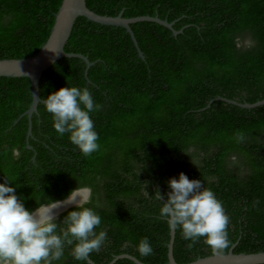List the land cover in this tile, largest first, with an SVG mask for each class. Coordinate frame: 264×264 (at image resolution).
Returning <instances> with one entry per match:
<instances>
[{
  "label": "trees",
  "instance_id": "1",
  "mask_svg": "<svg viewBox=\"0 0 264 264\" xmlns=\"http://www.w3.org/2000/svg\"><path fill=\"white\" fill-rule=\"evenodd\" d=\"M61 3L0 0V58L37 52ZM86 3L100 14L157 15L172 28L150 20L131 23L141 56L123 26L76 19L65 50L94 63L87 68L82 58L64 56L43 72L39 88L42 99L61 87L88 88L102 106L90 113L100 147L88 156L69 133L55 130L42 102L27 139L29 120L22 114L31 104L30 79L0 76V183L8 178L31 211L38 202L89 187L85 207L101 218L97 234L107 232L100 251L87 260L74 259L66 246L53 264H138L116 257L125 253L147 264H168L170 226L160 216L161 202L150 197L159 188L166 201L168 181L181 172L201 180L222 202L230 218L229 248L264 250V104L248 108L222 99H264V0ZM73 210L76 205L56 218L59 228ZM145 237L153 253L141 256L138 244ZM211 253L203 237L192 242L175 229L177 262Z\"/></svg>",
  "mask_w": 264,
  "mask_h": 264
},
{
  "label": "clouds",
  "instance_id": "2",
  "mask_svg": "<svg viewBox=\"0 0 264 264\" xmlns=\"http://www.w3.org/2000/svg\"><path fill=\"white\" fill-rule=\"evenodd\" d=\"M41 102L52 114L55 130L61 136L69 133L70 141L85 156L99 149L90 113L102 106L94 103L88 88L61 87ZM236 139L242 142L245 137L237 133ZM8 181L7 178L0 183V264H53L64 255L66 246H72L71 254L78 261L100 251L107 232L97 234L95 229L101 218L92 208L85 207L91 200L89 187H77L67 197L51 203L38 202L39 206L31 211ZM168 186L171 190L166 201L159 188L150 197L161 202L160 216L171 228L181 229L184 239L197 242L203 237L214 256H223L230 246L227 232L230 218L222 202L201 180H190L183 172L178 179L170 178ZM144 195L150 196L147 190ZM70 204H75L76 210L64 218L66 227L59 228L56 218L71 206L59 213L53 210ZM137 250L141 256L153 253L146 237L139 241Z\"/></svg>",
  "mask_w": 264,
  "mask_h": 264
},
{
  "label": "water",
  "instance_id": "3",
  "mask_svg": "<svg viewBox=\"0 0 264 264\" xmlns=\"http://www.w3.org/2000/svg\"><path fill=\"white\" fill-rule=\"evenodd\" d=\"M79 16H85L89 20L101 24L123 26L131 35L133 43L141 56H143V53L131 28V23L141 20H150L172 28V22H169L166 19H162L157 15H139L126 17L123 15V11H120L117 15L100 14L89 8L86 0H62V3L55 14V21L51 28L50 34L37 52L22 58H0V76L28 77L30 79L32 98L31 104L22 114L27 115L29 120L27 139L32 135L31 116L33 115V113L38 112V104L43 100L40 96L39 88V82L43 72L47 70L54 62L64 56H77L82 58L86 62L87 68L94 63L82 53L68 52L65 50V44L71 34L76 19ZM176 32L177 31L175 30V33ZM222 99L248 108L264 104V99L256 101L254 103H241L239 101L223 97ZM27 147L32 148V145L27 143ZM73 205L75 204L64 206L60 208L57 213ZM174 237L175 229L170 227V240L168 243V264H264V250L256 252H235L233 251L234 245H232L223 256H214L211 253L207 256H200L193 261L179 263L173 256ZM119 256L131 258L138 264H147L128 253L121 254L116 257Z\"/></svg>",
  "mask_w": 264,
  "mask_h": 264
},
{
  "label": "bare ground",
  "instance_id": "4",
  "mask_svg": "<svg viewBox=\"0 0 264 264\" xmlns=\"http://www.w3.org/2000/svg\"><path fill=\"white\" fill-rule=\"evenodd\" d=\"M63 207H64V206H63ZM61 208H62V207H61ZM57 210H59V209H54L53 211L56 212Z\"/></svg>",
  "mask_w": 264,
  "mask_h": 264
}]
</instances>
